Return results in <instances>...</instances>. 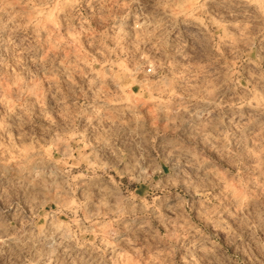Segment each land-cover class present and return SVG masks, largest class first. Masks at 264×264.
Here are the masks:
<instances>
[{
  "label": "rangeland",
  "instance_id": "374dc122",
  "mask_svg": "<svg viewBox=\"0 0 264 264\" xmlns=\"http://www.w3.org/2000/svg\"><path fill=\"white\" fill-rule=\"evenodd\" d=\"M0 264H264V0H0Z\"/></svg>",
  "mask_w": 264,
  "mask_h": 264
}]
</instances>
